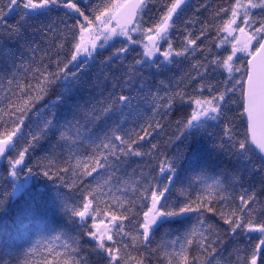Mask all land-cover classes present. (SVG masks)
<instances>
[{
	"label": "snow or ice",
	"instance_id": "obj_1",
	"mask_svg": "<svg viewBox=\"0 0 264 264\" xmlns=\"http://www.w3.org/2000/svg\"><path fill=\"white\" fill-rule=\"evenodd\" d=\"M186 6V0H165L162 5L157 0L0 2V43L18 39L21 48L31 53L17 57L14 50H4L0 157L7 158L8 174L16 180L21 172L42 174L72 193L69 197L58 192L60 210L72 230L32 240L19 258L4 264H149V254L153 264H264V0H225L209 10L214 25L204 23L195 38L185 27L182 46L176 47L171 30ZM53 12L62 14L59 27L44 23ZM37 21L43 48L25 38V30L37 31L32 27ZM213 28L216 52L197 44ZM117 40L121 46L106 57L108 63L126 58L136 47L142 50L123 73L122 83L121 77H113L110 91L97 83L95 95L87 100L76 97L80 82L70 66L84 68L98 50ZM198 51L205 62L192 64L196 76H187V83L182 77L170 90L160 80L153 91L140 79L136 95L125 94V89L131 92L130 82L140 76L137 66L159 71L176 58L188 59ZM209 65L214 72L228 74L222 88L205 82ZM197 77L201 83L188 91ZM108 81L105 74L104 82ZM57 88L55 100L45 104ZM141 103L151 109L142 120ZM41 104L62 108L63 114L57 120L53 112L38 131L25 136L24 127ZM185 104L191 112L176 121L182 125L181 137L163 143L154 139L157 130L163 132L162 121L168 122L173 109ZM226 109L238 123H225L221 142L211 147L248 162L249 176L258 177V183H247L239 174H230L225 182L210 175L204 165L185 164L188 147L207 131L209 121L220 122ZM129 112L136 119L129 121ZM129 123L131 127H125ZM173 139H182L185 148L168 156L166 149ZM42 142L48 148L27 165L26 156ZM132 161L142 162L137 164L138 175L135 169L128 171ZM26 184L13 187L22 191ZM129 190L134 199L126 198ZM68 199L74 203L69 205ZM211 217L222 221L235 241L227 256L218 248L224 240ZM172 221L182 230L173 235L165 229L153 246L156 231Z\"/></svg>",
	"mask_w": 264,
	"mask_h": 264
},
{
	"label": "trees",
	"instance_id": "obj_2",
	"mask_svg": "<svg viewBox=\"0 0 264 264\" xmlns=\"http://www.w3.org/2000/svg\"><path fill=\"white\" fill-rule=\"evenodd\" d=\"M3 2V0H0ZM165 0H157L158 4H163ZM225 0H186L187 6L184 7L183 11L180 13L179 18L176 20V28L171 30V39L176 47H181L183 42V36L187 33L184 31L185 27L192 33L193 38L198 36L200 33L201 26L204 23L214 25L216 21L210 18V9L216 8L218 5H223ZM201 5L206 7L202 8ZM152 12L156 9L152 8ZM62 14L53 12L52 15L44 20V23L53 22L57 27L60 26L59 18ZM15 17H13L10 22H15ZM191 20L193 23L185 25V21ZM39 21L33 24L32 29L25 30L26 40L35 41L40 43L41 47H45L43 41L41 40V34L39 32ZM215 36L214 28L209 32L207 39L201 37L197 42L198 46L202 49L211 47L213 52L218 51L215 48V43L212 42V37ZM22 41L18 39L3 40L0 43V64H4V50L11 49L14 50L17 57L24 52L25 56H31V53L26 52L21 48ZM119 41H117L113 46L108 47L104 50H98L99 54L95 56V59H90L84 68H77L70 66V72L77 74L78 80L80 82L79 87L76 89L75 96L87 100L90 95H95L97 88L95 85L100 84L105 91L111 90V83L113 82V77H121L119 81H123V73L127 71L128 66L132 63L136 52H139L137 48L135 51L128 53L126 58L117 57L111 63L106 61V57H109L115 52V48L120 47ZM167 45H165L166 47ZM124 54H121L123 57ZM55 59V56H53ZM208 59H211L209 55ZM201 61L204 63L203 52L198 51L195 56L189 57L188 59L176 58L174 63L162 67L159 71L155 68L139 67L137 66L136 72L140 74L139 78L135 80L132 84L131 92L125 89V94L136 95L139 88L140 79H145L148 85L151 86L152 90H156V85L158 81L164 80L170 85V90H175L177 84L180 82L182 77H185L184 82L187 83V76H196V70L192 68V64L196 61ZM19 63V60H17ZM53 70L55 66L53 65ZM204 71V69H200ZM208 75L204 77L205 82L213 83L218 89L223 87L222 81L228 75L223 70L219 72L213 71V66L209 65L207 69ZM105 74L108 75L109 81L105 83ZM201 83L199 77H197L191 84L188 91L196 87ZM183 87L182 84H180ZM59 91V88L54 89L53 93L47 98L45 104L48 101L55 100V93ZM120 92V88L116 89ZM147 91V89H145ZM207 94V92H205ZM160 95H164V91L160 92ZM42 110V112L40 111ZM139 110H142L144 115L142 119H146L147 115H150L151 109L147 104L141 103L139 105ZM56 113V119L59 120L63 114L62 108H45L44 104L38 106V110L33 114L27 125L24 127L25 136L29 132H36L42 126L46 119L52 118V113ZM191 112V106L185 104L183 107L177 105L172 113L169 115L168 122L162 121L164 123L163 132L154 133V139L160 140L162 143L169 140L170 137L177 138L181 137V127L176 121L181 120L185 117L187 113ZM129 121L136 119L130 112L127 113ZM140 120H137L139 123ZM225 123H238L233 119V113L231 111L225 110L224 116L220 122L209 121L208 128L206 132L200 134L193 143L188 147L185 155L187 164L189 161L194 162L195 166L199 167L204 165L208 168L209 174L212 176L221 177L225 182L230 179V174H239L247 183H258V177L255 175L249 176L252 172V168L246 161L238 160L235 158H230L223 152L215 151L212 149V143H220L221 137L223 136V126ZM125 127H131V123L126 124ZM211 133L212 135H209ZM54 140L55 137L53 136ZM20 145H18L19 147ZM48 148L46 142H42L37 145L36 150L28 153L26 156L27 165H32L36 159L43 155L44 151ZM185 142L182 139H173L171 146L166 149L168 156L178 154L180 151L184 150ZM195 153V154H194ZM139 161H132L128 171L131 172L132 169L136 170V174H139L140 169L137 167ZM25 171L27 167L22 165ZM10 169L7 165V158L3 157L0 162V264H4L5 261H14L21 256L24 249L28 247V244L41 236L54 235L57 231L64 229L65 232L71 231V226L67 224V217L60 210L62 207L59 193H67L68 196H72V193L68 192V189L63 187H58L59 182L54 184L52 181L48 180L42 174H33L31 176H25L24 172H21L19 180H14L9 173ZM36 173H40V169H35ZM95 175V174H94ZM181 176H184V172H181ZM28 178V183L22 191L14 193V184L22 183L25 178ZM163 183H167L165 179ZM247 186V184L245 185ZM138 195V193L136 194ZM67 198V197H66ZM126 198L134 199L131 190L126 193ZM171 199V197H170ZM74 201L68 199V204L72 205ZM210 222L215 223L221 228V236L224 240L222 246L218 245V248H222V253L224 256L228 255V251L235 244L234 239L231 235L227 234L226 226L223 222L218 220L216 217H211ZM168 229L173 232L181 231L180 225L175 221L163 224L156 231V238L153 240V246L159 243L162 233ZM175 230V231H173ZM87 240V237H85ZM149 264H153V258L149 254L148 256Z\"/></svg>",
	"mask_w": 264,
	"mask_h": 264
},
{
	"label": "rangeland",
	"instance_id": "obj_3",
	"mask_svg": "<svg viewBox=\"0 0 264 264\" xmlns=\"http://www.w3.org/2000/svg\"><path fill=\"white\" fill-rule=\"evenodd\" d=\"M120 39H123V38H120ZM117 41H119V40H117ZM130 47H131V46H130ZM136 48H137L138 51H142L139 47H136ZM229 50H230V49H229ZM19 167H21V166H19ZM14 180H16V179L14 178ZM24 181H27V183H28V178L26 177V178L24 179ZM24 181H23V182H24ZM16 184H19V183L17 182ZM17 192H18V191L15 189V190H14V193L16 194Z\"/></svg>",
	"mask_w": 264,
	"mask_h": 264
},
{
	"label": "water",
	"instance_id": "obj_4",
	"mask_svg": "<svg viewBox=\"0 0 264 264\" xmlns=\"http://www.w3.org/2000/svg\"><path fill=\"white\" fill-rule=\"evenodd\" d=\"M3 157H0V162H1V159H2Z\"/></svg>",
	"mask_w": 264,
	"mask_h": 264
}]
</instances>
